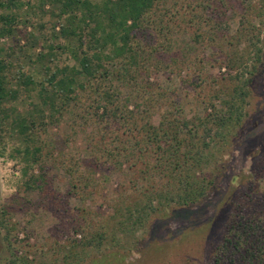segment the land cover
Returning a JSON list of instances; mask_svg holds the SVG:
<instances>
[{
	"label": "rangeland",
	"instance_id": "obj_1",
	"mask_svg": "<svg viewBox=\"0 0 264 264\" xmlns=\"http://www.w3.org/2000/svg\"><path fill=\"white\" fill-rule=\"evenodd\" d=\"M18 1L23 6L15 15L27 24L0 40L5 59L14 64L13 74L17 66L29 71V63L53 43L52 29L59 31L63 25L56 17L58 7L45 5L39 11L38 0ZM176 9L169 24L168 15ZM154 10L155 21L177 25L168 35L151 34L149 43L161 50L136 66L135 89H149L154 107L146 110L136 91L119 82L113 86L128 112L152 111L153 125L171 104L181 106L186 121L194 122L233 96L240 120L224 132L226 138L221 141L219 130L210 136L200 133L201 151L215 157L202 166L212 181L206 195L189 207L171 204L167 215L149 212L140 222L136 214L127 219L124 210L141 200L147 185L140 173L142 157L135 154L114 167L107 158L98 163L96 150L102 141H111L114 134L109 135L119 125L93 118L74 122L64 113L37 127L35 135L29 125L20 133L14 120L40 104L36 90L20 92L15 99L8 97L0 111V264H213L214 247L223 238L235 201L250 188L263 198L264 175L258 173L264 166V0H168ZM201 11L210 19L208 26L195 18ZM8 12L0 10V15ZM55 43L67 44L64 39ZM56 58L49 65L52 70L74 65L64 52L58 51ZM108 69L122 71L123 64L115 61ZM45 77L32 73L38 84ZM25 140L41 148L39 163L26 174L17 154L26 148ZM41 168L44 186L28 188L30 177L38 176ZM157 183L164 180L157 178ZM149 207L158 209L157 200Z\"/></svg>",
	"mask_w": 264,
	"mask_h": 264
},
{
	"label": "trees",
	"instance_id": "obj_2",
	"mask_svg": "<svg viewBox=\"0 0 264 264\" xmlns=\"http://www.w3.org/2000/svg\"><path fill=\"white\" fill-rule=\"evenodd\" d=\"M165 1L168 0H38L39 11L45 5L58 7L56 17L63 19V25L59 31L52 29L50 39L53 43L64 39L67 44H47V53L39 52L29 63V71L17 66L16 74L12 72L13 62L5 59L6 49L0 45V111L8 97L15 99L20 92L29 95L36 90L40 100V104L32 106L25 116L14 120L20 133L29 125L35 135L37 127L45 126L64 113H69L74 122L93 118L97 123L119 125L111 131L109 136L114 135L110 142L106 139L97 146L98 163L101 158H107L114 167H121L135 154L139 160L142 157L140 173L147 185L140 192L141 200L124 210L127 219L136 214L138 222L141 215L147 217L149 212L167 215L171 204L189 207L200 203L212 185L210 175L202 166L215 159L212 152L204 155L201 151L203 138L200 133L210 136L213 130H219L218 137L222 141L226 138L224 132H229L240 120V107L232 103L234 98L229 94L220 108L211 106V112L203 119L188 122L181 106L171 104L161 115L158 125L150 123L153 93H148L149 89L142 85L136 90L134 80L139 61L145 62L147 57L151 59L161 50L149 43V36L155 32L157 36L168 35L177 26L154 20L157 17L154 9ZM22 6L18 0H0V10L9 11L0 15V40L15 36L19 24H27V20L15 15L14 10ZM189 7L195 11L194 6ZM202 11L195 18L208 26L210 19L205 18ZM177 12L178 9L168 15L169 24L175 20ZM225 14L221 12L220 17H226ZM143 40L149 45L143 46ZM32 41L37 40L32 37ZM229 45L232 46L233 41ZM164 50L167 52L168 46ZM58 51L68 54L74 65L52 70L49 65L57 59ZM115 61L123 64L122 71L108 69ZM32 73L46 77L38 84L33 81ZM114 82L140 94L149 110L139 114L128 112ZM3 124L1 121V132ZM23 142L26 148L16 151L22 156L23 173L26 174L28 168L39 163L41 148L32 147L30 141ZM40 171L38 176L30 177L28 188L44 186V169ZM258 174L264 175V166ZM157 178H162L164 183L159 185ZM256 194L250 188L235 201L223 238L214 247L213 264H264V196L260 199ZM152 200H157L158 209L149 207Z\"/></svg>",
	"mask_w": 264,
	"mask_h": 264
}]
</instances>
